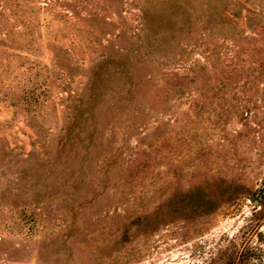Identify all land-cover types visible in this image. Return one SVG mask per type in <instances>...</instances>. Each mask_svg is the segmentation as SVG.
Masks as SVG:
<instances>
[{
	"label": "rangeland",
	"instance_id": "obj_1",
	"mask_svg": "<svg viewBox=\"0 0 264 264\" xmlns=\"http://www.w3.org/2000/svg\"><path fill=\"white\" fill-rule=\"evenodd\" d=\"M216 1L0 0V264H205L264 222V2Z\"/></svg>",
	"mask_w": 264,
	"mask_h": 264
},
{
	"label": "trees",
	"instance_id": "obj_2",
	"mask_svg": "<svg viewBox=\"0 0 264 264\" xmlns=\"http://www.w3.org/2000/svg\"><path fill=\"white\" fill-rule=\"evenodd\" d=\"M222 1H216L215 4L210 3L205 7L204 11L208 12V20L213 24L218 18L219 11L220 19L229 22L230 25L239 23V21H234L237 17H243L242 11L253 15L259 13L258 8L248 6V3H252L254 0H225L224 5L219 7ZM259 1L264 2V0ZM244 18L248 19V16L244 15ZM145 45L149 50H152L155 44L149 40ZM241 207L240 202H235L231 209L239 211ZM256 208H252L250 222L247 225L241 226L231 235L223 234L216 239L208 258L205 259V264H264V230H261L264 222L259 221L262 216L261 208L258 210Z\"/></svg>",
	"mask_w": 264,
	"mask_h": 264
},
{
	"label": "water",
	"instance_id": "obj_3",
	"mask_svg": "<svg viewBox=\"0 0 264 264\" xmlns=\"http://www.w3.org/2000/svg\"><path fill=\"white\" fill-rule=\"evenodd\" d=\"M254 204H255V205L258 204V199L254 200Z\"/></svg>",
	"mask_w": 264,
	"mask_h": 264
}]
</instances>
